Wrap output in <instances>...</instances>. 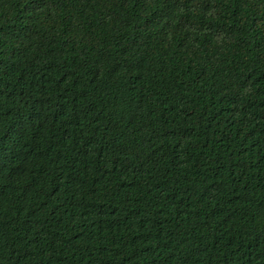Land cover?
<instances>
[{
	"label": "trees",
	"instance_id": "obj_1",
	"mask_svg": "<svg viewBox=\"0 0 264 264\" xmlns=\"http://www.w3.org/2000/svg\"><path fill=\"white\" fill-rule=\"evenodd\" d=\"M0 264H264V0H0Z\"/></svg>",
	"mask_w": 264,
	"mask_h": 264
},
{
	"label": "clouds",
	"instance_id": "obj_2",
	"mask_svg": "<svg viewBox=\"0 0 264 264\" xmlns=\"http://www.w3.org/2000/svg\"><path fill=\"white\" fill-rule=\"evenodd\" d=\"M23 135H21V137H22ZM250 240H252L251 238H249Z\"/></svg>",
	"mask_w": 264,
	"mask_h": 264
}]
</instances>
